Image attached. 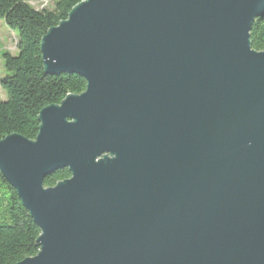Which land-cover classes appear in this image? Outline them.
<instances>
[{
  "label": "water",
  "instance_id": "95a60500",
  "mask_svg": "<svg viewBox=\"0 0 264 264\" xmlns=\"http://www.w3.org/2000/svg\"><path fill=\"white\" fill-rule=\"evenodd\" d=\"M264 0H85L41 39L84 79L0 140L40 230L18 264H264ZM67 169L70 177L44 188Z\"/></svg>",
  "mask_w": 264,
  "mask_h": 264
},
{
  "label": "trees",
  "instance_id": "16d2710c",
  "mask_svg": "<svg viewBox=\"0 0 264 264\" xmlns=\"http://www.w3.org/2000/svg\"><path fill=\"white\" fill-rule=\"evenodd\" d=\"M82 1L56 0L51 9L36 10L29 0H0V21L16 33L17 51L2 58L7 75L0 79V87L7 100L0 102V140L18 134L34 141L43 108L85 91L86 83L78 75L45 74L40 51L46 32L67 20L71 9ZM249 41L253 50L264 51V16L252 23ZM69 177L67 169L55 171L44 178L43 187H53ZM39 236L40 230L0 173V264H18L35 257Z\"/></svg>",
  "mask_w": 264,
  "mask_h": 264
},
{
  "label": "rangeland",
  "instance_id": "374dc122",
  "mask_svg": "<svg viewBox=\"0 0 264 264\" xmlns=\"http://www.w3.org/2000/svg\"><path fill=\"white\" fill-rule=\"evenodd\" d=\"M56 0H29L28 4L36 9H51ZM16 33L11 31L3 21H0V79L7 75L3 69V55H16ZM7 100L6 93L0 87V102Z\"/></svg>",
  "mask_w": 264,
  "mask_h": 264
}]
</instances>
